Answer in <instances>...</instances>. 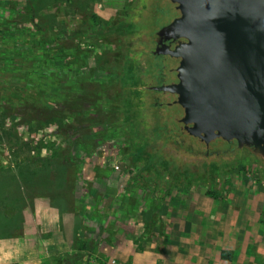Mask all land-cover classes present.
<instances>
[{"label":"rangeland","instance_id":"1","mask_svg":"<svg viewBox=\"0 0 264 264\" xmlns=\"http://www.w3.org/2000/svg\"><path fill=\"white\" fill-rule=\"evenodd\" d=\"M127 1L0 0V264H264L257 167L205 182L113 167L119 52L101 32ZM81 104L83 123L67 112ZM25 194L73 215L72 245L38 237Z\"/></svg>","mask_w":264,"mask_h":264},{"label":"flooded vegetation","instance_id":"2","mask_svg":"<svg viewBox=\"0 0 264 264\" xmlns=\"http://www.w3.org/2000/svg\"><path fill=\"white\" fill-rule=\"evenodd\" d=\"M170 0H128L115 25L108 20L102 35L110 49L119 52L117 112L113 124L127 166L165 170L193 181L217 178L240 163L255 166L264 178V158L252 148H239L236 140L217 138L207 143L189 132L182 121L184 108L178 94L166 89L178 84L181 56L172 53L179 37L166 38L162 28L180 15L163 20ZM117 34L116 36H114Z\"/></svg>","mask_w":264,"mask_h":264},{"label":"water","instance_id":"3","mask_svg":"<svg viewBox=\"0 0 264 264\" xmlns=\"http://www.w3.org/2000/svg\"><path fill=\"white\" fill-rule=\"evenodd\" d=\"M170 1L180 15L160 34L181 39L180 82L166 89L182 121L207 143L236 140L264 158V0Z\"/></svg>","mask_w":264,"mask_h":264},{"label":"crops","instance_id":"4","mask_svg":"<svg viewBox=\"0 0 264 264\" xmlns=\"http://www.w3.org/2000/svg\"><path fill=\"white\" fill-rule=\"evenodd\" d=\"M25 196H26V201L28 203V207L29 208L27 210L25 206H22V209L25 212L27 211L28 214L31 215L32 219L34 217V220L32 221V224L31 225L33 226V230H35V231L37 230V233H39L38 234V237L39 238H42L43 237L42 236V231L46 230V228L52 227L54 229V231L59 230V233L57 232L58 234H62V235L66 234L68 236V238L70 237V239L68 241L72 245V243H71V240H72L71 237H74L76 235H79L75 231L73 233V230H72L73 225L71 224V221H72L71 219H73L72 218L73 215L72 216L69 215L70 217L63 218L62 219L63 215L65 216L67 213L63 209L60 210L58 208V206H56V207H46L45 208L46 210L44 212L41 211L38 208L35 210V209H33V207L31 205L29 199L27 198V195L26 194H25ZM75 196H73V199L76 201V197ZM30 209H32L34 211L33 212V215L31 214V210ZM66 219H68V220L65 222ZM62 221H64V229H66V228L70 229L69 232H65V233H61L60 232V229L63 228L62 225H61ZM28 228H30V223H29V227ZM42 241L44 243V240L43 239H41V242ZM59 250L61 251L63 249L59 248ZM41 258H44V256L42 255Z\"/></svg>","mask_w":264,"mask_h":264},{"label":"built area","instance_id":"5","mask_svg":"<svg viewBox=\"0 0 264 264\" xmlns=\"http://www.w3.org/2000/svg\"><path fill=\"white\" fill-rule=\"evenodd\" d=\"M113 162H114L113 167L116 168L117 170H121L122 172L127 171L128 166L124 161V159L122 158L121 154H119L116 159H113ZM103 264H120V263L117 262L116 259H109L106 263Z\"/></svg>","mask_w":264,"mask_h":264},{"label":"trees","instance_id":"6","mask_svg":"<svg viewBox=\"0 0 264 264\" xmlns=\"http://www.w3.org/2000/svg\"><path fill=\"white\" fill-rule=\"evenodd\" d=\"M104 26V25H103ZM68 112V115H73L74 116V118H75V120L77 121V122H79V121H81L82 123L84 122V121H87V120H84V118H82V115H83V106H82V104L80 105V106H78V108H77V110L75 111V110H68L67 111ZM89 121V120H88ZM166 172H168V171H166ZM168 174H169V172H168ZM172 178H173V180L176 178H178V177H174L172 174H169ZM179 179V178H178ZM201 182H205V181H201ZM211 195H213L214 197H216V198H218V196H217V194L216 193H213V192H211L210 193ZM61 196V195H60ZM64 197V196H63ZM67 198V197H66Z\"/></svg>","mask_w":264,"mask_h":264}]
</instances>
